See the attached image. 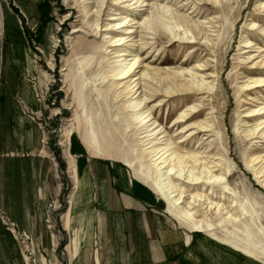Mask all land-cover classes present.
<instances>
[{
	"label": "rangeland",
	"instance_id": "374dc122",
	"mask_svg": "<svg viewBox=\"0 0 264 264\" xmlns=\"http://www.w3.org/2000/svg\"><path fill=\"white\" fill-rule=\"evenodd\" d=\"M90 1L93 0H0V131L4 104L17 98L9 94L11 87L7 86L6 73L12 67L6 64L3 52H15L19 57L24 53L28 57L24 64L27 71L22 70L21 76L36 91L39 104L38 112L29 111V119L40 153L53 163L59 188L57 197L48 206L46 221L52 235L51 253L44 252L38 240L0 205V228L21 245L24 264H71L70 242L75 237L71 231L70 238L67 223L78 172L87 158L120 162L133 177L157 191L153 183L158 172L149 150L140 144L139 120H134L129 108H122L123 102L116 98L114 55L111 54L120 52L121 48L108 46L101 37L74 32V28L85 24L89 28L87 21L91 15L86 5ZM140 1H144L140 7L132 5L131 9L121 11L129 24L133 18L137 21L148 18L151 3L165 4L167 0ZM180 1L171 0L170 4L174 8L180 6L186 13L200 11L201 19L211 18L215 28L206 25L195 39H189L192 36L189 33L185 40L167 41L164 36L160 41L154 40L151 48L135 46L133 55L139 56L149 68L142 70L143 74L169 68L167 75L158 72L165 79L163 92L146 104V110L166 129L182 112L200 105L194 115L179 125H207L211 137L204 142V133H201L191 142L178 144L181 147L177 152L197 147L194 150L207 152L223 164L222 174L228 177L226 186L230 189L227 205H236L233 208L240 217V226L237 230L229 223L223 229L217 227L199 234L236 248L241 255L264 264V137L257 134L264 130V110L257 111L264 106V83H254L264 80V68L254 67L246 60L256 53L251 52L249 46L256 45V51L264 49V0H211L197 10L190 4L181 6ZM129 24L125 23V27ZM125 27L112 32L111 36H125L122 32ZM136 27L137 24L133 25L134 30ZM204 31L211 40L204 39ZM179 36H184L182 30ZM207 59L209 67L199 66L205 65L203 62ZM172 73L180 74L184 78L181 83L187 86H192L194 80L200 90L195 88L194 92L164 97L174 86ZM254 97L263 103H254ZM13 102L17 105L15 100ZM4 127L10 130L8 125ZM174 129H169L170 136L175 134L170 148L176 146L180 137L172 132ZM5 142L0 139V155L15 148L13 141H9V145ZM127 161L133 165L128 166ZM139 161L146 172L150 168V178L142 173ZM3 167L2 164L0 168ZM158 197L176 225L183 232L195 234L174 218L161 195Z\"/></svg>",
	"mask_w": 264,
	"mask_h": 264
},
{
	"label": "crops",
	"instance_id": "0c3cea01",
	"mask_svg": "<svg viewBox=\"0 0 264 264\" xmlns=\"http://www.w3.org/2000/svg\"><path fill=\"white\" fill-rule=\"evenodd\" d=\"M3 53L12 67L6 73L9 94L17 98L2 108L0 139L13 141L15 148L0 155V205L51 253L46 221L48 206L59 193L55 169L40 153L28 115L39 111L36 91L21 76L28 57ZM83 165L67 223L70 238L71 231L75 237L71 264H260L206 235L183 232L165 213L155 190L124 164L87 158ZM0 264H24L21 245L1 228Z\"/></svg>",
	"mask_w": 264,
	"mask_h": 264
},
{
	"label": "bare ground",
	"instance_id": "6f19581e",
	"mask_svg": "<svg viewBox=\"0 0 264 264\" xmlns=\"http://www.w3.org/2000/svg\"><path fill=\"white\" fill-rule=\"evenodd\" d=\"M208 1L211 0H181L180 4L183 7L190 4L197 10L200 6L206 5ZM142 3L144 1L140 0L90 1L86 5L89 9L88 14L91 15L87 21L90 24L89 28L85 24L83 27L74 28V32L83 31L86 36L101 37L108 46L121 48L120 52L116 51L111 54L114 55L112 56L115 64L113 68L114 85L115 90L118 91L116 98L123 102L122 108H129L130 115L134 120H139L140 128L138 131L139 135L142 136L140 137V144L146 146L149 150L158 172V178L153 185L157 190L156 193L158 192L157 195H161L168 205L170 214L194 233L210 231L217 227L223 229L229 223L239 230L240 217L235 215V209L233 208L236 205H227L230 189L226 186L228 177L222 174L223 164L215 161L216 159H213L207 152L194 150L197 147H194L192 151L177 152V148L181 147L178 144L191 142L201 133H204L202 135L204 136L202 138H205L204 142L211 137V130L208 129L207 125L201 127H193L187 124L179 125L186 118L188 119V117L194 115L196 113L194 111L200 105H195L182 112L179 118L172 120V125L169 128L165 129L161 123L158 124L157 120L151 117L149 110H146V104L162 95L165 79L158 72L163 71L167 75L169 74L167 73L169 68L155 69L154 73L147 72L143 74L141 71L144 69L148 71L149 68L141 62L139 56L132 53L135 46L140 49L151 48L155 44L154 40L160 41L164 36L167 37V41L177 38L185 40L188 38L185 35L190 33L192 36L189 39H195L197 32L203 31L206 25H211L209 28H215V26H212L214 20L211 18L201 19L202 16H199L200 11L194 14L195 11L192 10L187 13L182 11L183 9L180 6L174 8L173 4H170L171 0H167L165 4L151 3L148 18L141 21L133 18L131 24H129L126 17H122L121 11L131 9L130 6L132 5L140 7ZM105 8L108 10L104 11ZM117 15L119 17H116ZM165 18L168 19V23L164 21ZM125 23L129 25L125 27ZM136 24L137 27L134 30L133 25ZM123 27L125 28L122 29V32L125 36L116 38L111 36L112 32H117L118 29ZM180 30L183 31V37L179 36ZM204 33V39L211 40L210 36L206 34L207 32L204 31ZM153 41L154 43H152ZM255 46H249L251 52L256 53L250 55L246 60L254 67L264 68V49L256 51ZM160 49L162 48L159 45L158 50ZM130 57L131 59H129ZM209 62L207 59L203 62L205 65L199 66L209 67ZM172 74L173 79L171 80L174 86L169 88L164 97H170L175 93L185 91L188 93L195 91L196 85L194 83L196 82L194 80L192 86H187L185 83H181L184 78L180 74ZM254 83H264V80ZM196 90L200 89L196 88ZM163 100L161 99L160 102H163ZM253 100L254 103H263L259 102L257 98ZM260 110H264V106L257 111ZM171 128H175L172 132L180 135L174 148H170L172 137L175 136V134L170 136L171 131L169 129ZM208 134L209 136L206 137ZM257 134H260L261 138L264 137V130ZM86 136L85 133V138ZM127 163L128 166L133 165L129 161ZM134 163H137V161ZM138 164L143 170L142 163L139 161ZM149 171L150 168L147 172L143 170L142 173L150 178ZM171 175L175 177L171 178ZM214 236H216L215 233Z\"/></svg>",
	"mask_w": 264,
	"mask_h": 264
}]
</instances>
